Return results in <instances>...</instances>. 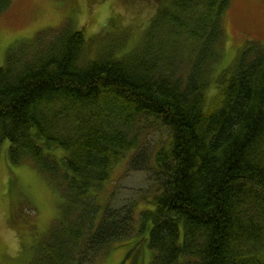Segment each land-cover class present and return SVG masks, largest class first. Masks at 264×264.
Returning a JSON list of instances; mask_svg holds the SVG:
<instances>
[{
    "label": "trees",
    "instance_id": "1",
    "mask_svg": "<svg viewBox=\"0 0 264 264\" xmlns=\"http://www.w3.org/2000/svg\"><path fill=\"white\" fill-rule=\"evenodd\" d=\"M145 1L156 12L123 55L114 32L89 58L90 41L70 26L5 52L0 147L61 193L24 264H97L119 242L131 264H264V43L237 49L207 102L231 0ZM8 7L0 0V18ZM148 118L168 129L150 151ZM121 164L149 173L151 187L103 206L100 187Z\"/></svg>",
    "mask_w": 264,
    "mask_h": 264
},
{
    "label": "rangeland",
    "instance_id": "2",
    "mask_svg": "<svg viewBox=\"0 0 264 264\" xmlns=\"http://www.w3.org/2000/svg\"><path fill=\"white\" fill-rule=\"evenodd\" d=\"M75 1L76 4L74 0H9L8 11L0 18V65L8 48L26 52L34 46L35 36L45 33L40 37L47 40L51 37L47 32L65 26L83 31L86 41H90L89 58L96 56L98 47L110 42L114 32L113 37H118L123 45L119 55H123L141 40L157 7V4L149 6L145 0H137V4L126 0ZM110 19L116 22L114 27L109 24ZM223 25L224 42L220 59L214 63V79L205 92L207 102L218 92L215 76L229 65L237 49L247 42L264 43V0H231ZM22 42L31 43L18 47ZM142 123L145 131L141 142L146 150H154L166 139L168 129L151 118L143 119ZM55 154L63 155L61 151ZM119 167L112 181L100 187L98 203L103 206L112 193L116 192V197L111 206L119 207L123 204L121 201L134 198L133 195L141 190L149 191L151 187L147 181L149 173H126L125 164ZM60 197V187L55 181L42 176L28 162L11 165L7 159V144L0 147V264L26 262L57 217ZM142 207L140 204L139 208ZM126 249L127 245L122 242L110 246L106 256L99 258L105 260L97 264H115ZM141 254L143 263H147L146 253Z\"/></svg>",
    "mask_w": 264,
    "mask_h": 264
},
{
    "label": "flooded vegetation",
    "instance_id": "3",
    "mask_svg": "<svg viewBox=\"0 0 264 264\" xmlns=\"http://www.w3.org/2000/svg\"><path fill=\"white\" fill-rule=\"evenodd\" d=\"M127 252H128V255H127V257H123V260L121 261V262H123V264H131V262H129L130 261V255H133L131 252V249L128 251L127 250ZM129 259V260H128Z\"/></svg>",
    "mask_w": 264,
    "mask_h": 264
}]
</instances>
